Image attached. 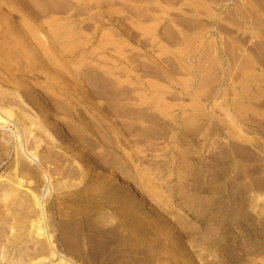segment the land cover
Returning a JSON list of instances; mask_svg holds the SVG:
<instances>
[{"label":"rangeland","instance_id":"1","mask_svg":"<svg viewBox=\"0 0 264 264\" xmlns=\"http://www.w3.org/2000/svg\"><path fill=\"white\" fill-rule=\"evenodd\" d=\"M39 1L0 0V12L17 19L20 10L52 6L62 23L87 35L89 64L79 81L103 100L104 119L77 94L45 84H11L8 96L0 90L2 106L56 134L33 146L38 160L31 163L16 157L15 140L4 141L12 127L0 126L1 146L11 147L0 149V177L13 178L17 163L25 178L21 188L1 183L16 192L0 200V261H56L39 258L45 239L27 237L29 222L18 227L30 211L32 220L44 213L41 233L52 235L65 264H264V0ZM203 1L217 17L202 10ZM39 158L50 181L37 171ZM31 169L32 180L23 176ZM45 189L40 213L27 190ZM164 199L171 205L161 209ZM174 209L189 223L175 219ZM71 242L77 250L69 251Z\"/></svg>","mask_w":264,"mask_h":264},{"label":"bare ground","instance_id":"2","mask_svg":"<svg viewBox=\"0 0 264 264\" xmlns=\"http://www.w3.org/2000/svg\"><path fill=\"white\" fill-rule=\"evenodd\" d=\"M41 1V0H40ZM39 1V2H40ZM46 1V0H45ZM57 1V0H55ZM67 1V0H65ZM189 1V0H188ZM194 1V0H193ZM192 1V2H193ZM202 1V0H201ZM201 1L198 2V6L200 8ZM218 1V0H217ZM242 1V0H241ZM38 2V3H39ZM63 2V1H62ZM216 2V1H215ZM214 2V3H215ZM221 2V1H220ZM243 2V1H242ZM250 2V1H248ZM253 2V1H252ZM251 2V3H252ZM191 3V1H190ZM189 3V4H190ZM194 3V2H193ZM195 3H197V0L195 1ZM194 3V4H195ZM213 3V1H212ZM219 3V2H217ZM244 3V2H243ZM246 3V2H245ZM250 3V4H251ZM41 4V3H40ZM45 4V3H44ZM48 4V3H47ZM55 4V3H53ZM60 4V2H59ZM62 4V3H61ZM68 4V3H67ZM208 5V3L205 2V6H204V1L201 7L202 10H206V6ZM216 4V3H215ZM200 5V6H199ZM246 5V4H245ZM58 6V5H57ZM194 6V5H191ZM52 6L50 7H46V9L44 10V12H37L38 10L36 9V11L33 9V11H22L20 10V16L17 19H14V16H10L8 14H5L4 12H0V90L2 91V93L4 94V96H8L10 95V89L13 88L11 87V84H15L17 85V87L19 88H33L35 86H41L42 84H45L44 86L47 88L51 89H56L58 88L60 91H65V92H72L74 94H77L79 97H81L85 103L89 106V108L93 109L94 112H96L98 115L101 116V118L104 117V112H103V103L101 100V102L98 100H96L95 98L96 95L94 96V94H97L95 92H93V97L91 95H89L88 93L90 91V89L86 90V85L84 82H80L82 81L79 78V70L81 68H86L88 67V55L90 54V51L88 50V44H90L91 42L88 41L87 39V35L83 34L82 31L77 30L76 27H74L72 24L70 23H62L61 20L59 19V16L56 15V12H58V10L55 12L54 10H51ZM195 7V8H197ZM212 7V6H210ZM31 8V7H30ZM40 8V7H39ZM44 8V7H43ZM61 8V7H60ZM204 8V9H203ZM213 8V7H212ZM217 8V7H216ZM27 10V8H25ZM57 9V8H56ZM194 9V7H193ZM209 10H211L210 8H207ZM24 10V9H23ZM41 10V9H40ZM208 11V15L213 16V18L217 17V13ZM43 11V10H41ZM194 11L196 12V9H194ZM193 11V12H194ZM201 11V9H200ZM203 11V13H204ZM14 12V11H13ZM65 12V11H64ZM8 13V12H7ZM11 13V12H9ZM199 13V11H198ZM202 13V14H203ZM206 13V12H205ZM13 14V13H12ZM11 14V15H12ZM207 14V13H206ZM210 16V17H211ZM231 18V17H230ZM232 20V18H231ZM186 28V27H185ZM179 32V30H178ZM175 37V36H174ZM177 39V37H175ZM174 38V39H175ZM172 40V39H171ZM90 42V43H88ZM105 44V43H104ZM95 46H99V48L101 49L103 46L101 44H96ZM188 47V46H187ZM104 48V47H103ZM93 49V48H92ZM167 49V48H166ZM99 50V49H98ZM97 50V51H98ZM93 52L95 51L92 50ZM97 53V52H96ZM254 53V52H253ZM92 55V53H91ZM90 55V56H91ZM94 55V54H93ZM102 55V54H101ZM101 57V56H100ZM91 58V57H89ZM102 60V59H101ZM199 60V59H198ZM198 62V61H197ZM246 62V61H245ZM199 63H201L199 61ZM204 63V62H203ZM202 63V64H203ZM217 63V62H216ZM248 63V62H247ZM206 64V63H205ZM190 65V64H189ZM207 65V64H206ZM203 66V65H202ZM208 66V65H207ZM205 66V67H207ZM250 66V64H249ZM192 67V66H190ZM200 68V67H199ZM204 68V67H203ZM209 68V67H208ZM212 68V67H211ZM166 69V68H165ZM190 69V68H189ZM206 69V68H205ZM193 70V69H192ZM201 70V69H200ZM199 70V71H200ZM209 70V69H208ZM207 70V73H208ZM204 71V70H202ZM206 71V70H205ZM204 71V72H205ZM204 72L202 74H204ZM167 73V72H166ZM194 73V72H193ZM206 73V74H207ZM249 74V73H248ZM166 75V74H165ZM169 74H167L168 76ZM243 76V75H242ZM171 77V76H170ZM169 77V78H170ZM190 77V76H189ZM251 78V76H248ZM257 77V76H256ZM174 78V77H173ZM172 77L170 79H173ZM80 79V81H79ZM178 79V78H177ZM173 81V80H172ZM178 81V80H177ZM248 81V80H247ZM174 83H176V81H173ZM231 82V81H230ZM102 83V82H101ZM171 83V82H170ZM173 83V84H174ZM188 83V82H187ZM233 83V82H232ZM183 84V83H182ZM243 84V83H242ZM245 84V83H244ZM243 84V85H244ZM15 85H13L15 87ZM156 85V84H155ZM159 85V84H158ZM161 85V84H160ZM179 85V84H177ZM199 85V84H198ZM43 86V87H44ZM207 86V85H206ZM159 87V86H158ZM156 87V88H158ZM38 90V87H35ZM155 88V86H154ZM161 88V87H160ZM159 88V89H160ZM183 88V87H182ZM24 89V91H25ZM42 89V88H40ZM104 89V88H103ZM162 89V88H161ZM160 89V90H161ZM164 89V88H163ZM59 90H56L59 92ZM202 90V89H201ZM15 91V89H14ZM18 91V90H17ZM22 91V90H20ZM236 91V90H235ZM10 92V93H9ZM23 92V91H22ZM28 92V91H27ZM30 92V91H29ZM29 92L27 94H29ZM34 92V91H33ZM104 92V91H103ZM102 92V93H103ZM203 92V91H202ZM243 92V91H242ZM241 92V93H242ZM18 93V92H17ZM61 93V92H60ZM23 94V93H22ZM26 94V95H27ZM32 94V93H31ZM70 94V93H69ZM243 94V93H242ZM63 95V94H62ZM68 95V94H67ZM101 95V93H100ZM22 96V95H21ZM32 96V95H31ZM57 96L61 97V94ZM72 96V95H71ZM70 96V97H71ZM74 96V95H73ZM72 96V97H73ZM77 96V97H78ZM25 97V96H24ZM99 97V96H98ZM103 97V95L101 96ZM75 98V97H74ZM197 98V96H196ZM80 99V98H79ZM81 99V100H82ZM98 99V98H97ZM102 99V98H101ZM193 99V98H192ZM3 100V98H0V126L1 127H12L11 130H9V128H7L8 130L6 131H10V136L11 138H4V141L7 139V143L11 142L12 140H15V144L14 146H12V148L14 147V151H15V155L16 157H18L17 155L19 154H23L25 156L22 155V157H26L27 160H29V162L33 163L34 160H38V155L35 152V148L33 146L35 145H39L42 141H52L53 138H55L54 136L56 135H52L51 130L49 127H51V125L48 127L46 124L45 125H41L38 126L36 124H34V122L31 120V117L29 115H26L24 112H21L20 110L18 111H14L13 109H11L10 107H4L1 105V101ZM82 100V101H83ZM197 100V99H196ZM195 100V101H196ZM194 101V102H195ZM198 102V101H197ZM196 102V103H197ZM21 104V103H20ZM191 104V103H190ZM193 104V102H192ZM199 107H201L200 103H197ZM200 104V105H199ZM22 105V104H21ZM158 106V105H157ZM192 106H195L194 104ZM105 107V106H104ZM191 107V105H190ZM105 109V108H104ZM196 110H197V106H196ZM225 111V110H224ZM238 111V109H237ZM264 111V110H263ZM263 111H262V115H263ZM46 112V111H45ZM57 112V111H56ZM168 112V111H167ZM227 112V111H226ZM47 113V112H46ZM49 113V112H48ZM201 113V112H200ZM231 113V112H230ZM44 114V113H43ZM42 114V115H43ZM56 114V113H55ZM58 114V112H57ZM186 114V112H185ZM184 114V115H185ZM227 115V114H226ZM229 115V114H228ZM227 115V116H228ZM241 115V114H240ZM46 116V115H44ZM230 116V115H229ZM233 115L230 116V118H232ZM239 117V116H238ZM55 118V117H54ZM200 118V117H199ZM104 119V118H103ZM229 119V118H228ZM234 119V117H233ZM232 119V120H233ZM240 119V118H239ZM43 120V119H42ZM53 120V118H52ZM56 120V119H55ZM230 120V119H229ZM54 121V120H53ZM225 121V120H224ZM231 121V120H230ZM234 121V120H233ZM233 121L232 126H233ZM43 122V121H42ZM47 123V120L45 121ZM58 122V121H57ZM51 123V122H50ZM59 123V122H58ZM230 123V122H229ZM235 123V121H234ZM238 123V122H237ZM55 124V121L54 123ZM57 125V124H55ZM235 125V124H234ZM44 126V127H43ZM231 126V125H229ZM40 127V130H44V135L42 137L41 134V138H38V136L36 135L37 133L36 128ZM1 129V128H0ZM209 129V128H208ZM231 129V128H228ZM2 130V129H1ZM5 131V130H4ZM3 131V132H4ZM240 131V129H239ZM2 132V134H3ZM38 132V131H37ZM40 132V131H39ZM229 132V131H228ZM231 132V131H230ZM41 133V132H40ZM206 133V132H205ZM241 133V131H240ZM6 133H4L5 135ZM8 134V133H7ZM6 134V135H7ZM39 134V133H38ZM232 134V132H231ZM234 134L236 135V133H233L232 135L234 136ZM36 135V136H34ZM240 135V134H239ZM1 137V135H0ZM9 137V135H8ZM2 138V139H3ZM1 139V141H2ZM56 140V139H55ZM34 141H36L34 143ZM46 142V141H45ZM53 142V141H52ZM3 143V142H2ZM6 143V144H7ZM48 143V142H46ZM55 143V142H54ZM13 144V143H12ZM52 144V143H51ZM73 144V143H72ZM72 144H68V146L70 147ZM11 145V144H10ZM75 145V144H74ZM9 152V146H1L0 144V149L3 148ZM89 148V147H88ZM11 150V149H10ZM4 151V152H6ZM3 152V153H4ZM7 152V153H8ZM82 152V151H81ZM2 153V151L0 152ZM6 153V155H7ZM1 155V154H0ZM10 155V154H9ZM2 158V156H1ZM18 159V158H17ZM16 159V162H17ZM19 160V159H18ZM82 160V159H81ZM43 161H45V159L43 158ZM37 165V171H39V173H41L42 175H45L44 178H46V181H50L51 179H53L52 174H50L48 172V169L46 170V168H44L41 159L39 158V162L34 163ZM16 168L14 169V177L15 179H13L12 177H9L10 175L6 176V178L2 179V177H0V187H1V183L3 182H12L15 180L16 181V185L18 187H23L24 186V181L23 179H20L22 175H20V173L18 172L17 166L19 167V164L17 165V163L15 164ZM81 165V164H80ZM87 165V164H86ZM83 167H85L84 165H81ZM22 167V166H21ZM20 167V168H21ZM48 167V166H46ZM13 168V167H12ZM79 168V166H78ZM88 168V167H86ZM25 169V168H24ZM84 169V168H82ZM81 170V169H80ZM85 170V169H84ZM21 171V170H20ZM23 171V170H22ZM21 171V172H22ZM26 171V170H25ZM92 172L93 169L91 170ZM24 172V171H23ZM22 174H25L23 173ZM51 172V171H50ZM91 172V173H92ZM96 172V171H95ZM94 172V173H95ZM98 172V171H97ZM96 172V173H97ZM93 173V174H94ZM95 173V175H97ZM100 173V171H99ZM11 174V173H10ZM71 175V174H70ZM84 173H82L81 177H84ZM89 175V174H88ZM104 175V174H103ZM12 176V175H11ZM26 177H29L31 180L32 178H34L35 173L34 171H32V169L30 171H28L25 175ZM100 176V175H99ZM109 176V175H108ZM106 174V178L108 177ZM9 177V178H8ZM87 178V177H86ZM99 178V177H98ZM104 178V177H103ZM105 178V179H106ZM13 179V180H12ZM28 179V178H27ZM28 179V181L30 180ZM48 179V180H47ZM30 180V181H31ZM84 180V179H83ZM99 180V179H98ZM101 180V179H100ZM27 181V180H26ZM108 181V180H107ZM92 182V181H91ZM99 182V181H98ZM96 181V183H98ZM106 182V180H105ZM50 183V182H49ZM95 183V185H96ZM4 184V183H3ZM8 184V183H5ZM88 184V183H87ZM99 185H97L96 189L97 190H101L103 188V184L102 183H98ZM15 185V183H14ZM12 185V186H14ZM91 185V184H90ZM106 185V184H105ZM148 185V184H146ZM150 185V184H149ZM155 185V184H153ZM9 186V185H8ZM7 186V187H8ZM107 186V185H106ZM51 187V186H50ZM94 187V185H93ZM92 187V188H93ZM151 187V186H150ZM63 188V186H62ZM66 188V187H65ZM73 188V187H72ZM107 188V187H106ZM157 188V187H156ZM1 189V188H0ZM15 189V188H14ZM59 189V188H58ZM61 189V188H60ZM59 189V190H60ZM68 189V188H67ZM104 189V188H103ZM149 189V187H148ZM63 190V189H62ZM95 190V188L93 189ZM152 194L155 195V197H158V194L156 191H158L156 189H152ZM18 191V190H17ZM30 194V196L28 195V197H26L27 199H30V202H32V204L34 206H36L38 209L40 208V213H42V211L44 210L42 208V199L45 196L46 193H48V189L43 190V194L41 193L36 194L30 190H27ZM16 191L13 190V188H3L2 190H0V200L1 201H6L8 198H10L11 196H13L12 194H15ZM27 192V194H28ZM90 192V190H89ZM95 192V191H94ZM159 192V191H158ZM91 193V192H90ZM96 193V192H95ZM21 194V193H20ZM25 194V193H24ZM160 194V193H159ZM64 195V194H63ZM26 196V195H25ZM61 196V195H59ZM164 196V195H163ZM17 197V196H16ZM31 197V198H30ZM64 198V197H63ZM159 198V197H158ZM168 198V197H167ZM17 199V198H16ZM23 199H25L23 197ZM22 199V200H23ZM59 199V198H58ZM160 199V198H159ZM9 200V199H8ZM20 200V199H19ZM26 201V200H25ZM29 201V200H28ZM27 201V202H28ZM60 201V200H59ZM25 203V202H24ZM162 206L160 207L161 209H166L171 205V201L169 199H164V201H161ZM27 204V203H25ZM24 204V205H25ZM29 204V203H28ZM27 204V206H28ZM31 206V205H30ZM33 207V206H32ZM29 208V207H28ZM58 208V207H57ZM30 209V208H29ZM27 211V210H26ZM32 211V210H31ZM30 212V211H29ZM29 212H27L26 214H28V216L23 212H21V218L18 220V227H24V225L26 223L30 224V229L31 231L29 232L30 235H26L27 237H31V234L33 235V233H37L38 236H42L43 239H45L44 244H40L41 246H39V248H37L38 250L36 251L39 255V258L41 256H49L50 258L54 259L57 258L56 261H50L52 263L50 264H65L67 263V261H65V256H62L60 254V249L59 246L57 247L56 244H54V241H52V235H50L49 233H47L45 231L44 234L41 233L42 228L47 226V222L45 220V217H43L42 215H44V213L41 214V216L43 217V219L41 218V216L37 217L35 220H32ZM70 212V211H69ZM20 213V212H19ZM46 213V212H45ZM72 213V212H71ZM73 214V213H72ZM173 217L183 223H189L188 220L186 219L185 215L178 209H174L173 210ZM32 215V214H31ZM40 215V214H38ZM50 215V214H49ZM34 216V215H33ZM65 216V215H64ZM20 217V214H19ZM164 217V216H163ZM169 217V216H168ZM16 218V217H15ZM42 219V220H41ZM165 219V218H164ZM9 221V220H8ZM5 222V221H4ZM3 224V223H2ZM161 224V223H159ZM165 224V223H163ZM17 226V225H16ZM15 226V227H16ZM49 226V225H48ZM28 228V229H29ZM194 228V226H191L190 230H192ZM26 229V228H25ZM43 231V230H42ZM63 231V230H61ZM28 233V232H27ZM24 234V233H23ZM22 234V237H24ZM254 234V233H253ZM36 235V234H35ZM74 237V236H73ZM21 238V237H20ZM64 238V237H63ZM68 238H72V237H68ZM8 239V238H7ZM255 239V238H254ZM8 241V240H7ZM70 241V240H69ZM68 241V242H69ZM73 241V240H71ZM77 242V241H76ZM13 243V242H12ZM11 243V244H12ZM39 243V242H37ZM41 243V242H40ZM67 243V242H66ZM72 243V242H71ZM18 244V243H17ZM73 244V243H72ZM70 244H68L69 246ZM69 251H74L77 250L78 247L75 244H73L72 246H69ZM67 250V249H66ZM247 250V249H246ZM76 253V252H75ZM32 254V252H31ZM36 254V253H35ZM183 254V253H182ZM178 255V254H177ZM28 256V255H27ZM37 256V255H36ZM30 257V256H29ZM33 257V256H32ZM38 257V256H37ZM36 257V258H37ZM180 257V256H179ZM182 257V256H181ZM35 258V257H34ZM46 257L41 258L38 261H46ZM34 260V259H33ZM48 260V259H47ZM55 260V259H54ZM181 260V259H180ZM70 263L69 264H77L76 261L73 260H68ZM97 261V260H95ZM4 261H0V264H2ZM10 262V261H9ZM56 262V263H54ZM23 263V262H22ZM31 263V262H30ZM34 263V262H33ZM5 264V263H3ZM185 264V263H184ZM187 264V263H186Z\"/></svg>","mask_w":264,"mask_h":264}]
</instances>
